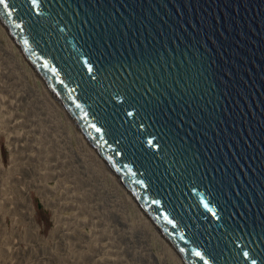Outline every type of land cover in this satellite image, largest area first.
I'll return each mask as SVG.
<instances>
[{
    "label": "water",
    "instance_id": "water-1",
    "mask_svg": "<svg viewBox=\"0 0 264 264\" xmlns=\"http://www.w3.org/2000/svg\"><path fill=\"white\" fill-rule=\"evenodd\" d=\"M0 21L186 264H264V0H5Z\"/></svg>",
    "mask_w": 264,
    "mask_h": 264
},
{
    "label": "rangeland",
    "instance_id": "rangeland-1",
    "mask_svg": "<svg viewBox=\"0 0 264 264\" xmlns=\"http://www.w3.org/2000/svg\"><path fill=\"white\" fill-rule=\"evenodd\" d=\"M63 108L0 21V264H182Z\"/></svg>",
    "mask_w": 264,
    "mask_h": 264
},
{
    "label": "bare ground",
    "instance_id": "bare-ground-1",
    "mask_svg": "<svg viewBox=\"0 0 264 264\" xmlns=\"http://www.w3.org/2000/svg\"><path fill=\"white\" fill-rule=\"evenodd\" d=\"M14 40V39H13ZM17 44V43H16ZM18 45V44H17ZM19 47V46H18ZM20 48V47H19ZM21 50V49H20ZM22 51V50H21ZM23 53V52H22ZM24 55V54H23ZM25 56V55H24ZM26 57V56H25ZM61 104V103H60ZM61 106L62 107H64L62 104H61ZM65 111H66V109L65 108H63ZM67 112V111H66ZM69 114V113H68ZM70 115V114H69ZM72 118V117H71ZM99 155V154H98ZM100 156V155H99ZM107 165V164H106ZM108 166V165H107ZM109 167V166H108ZM116 176V175H115ZM117 177V176H116ZM118 178V177H117ZM119 179V178H118ZM119 181L121 182V180L119 179ZM122 183V182H121ZM122 185H123V183H122ZM124 186V185H123ZM125 187V186H124ZM126 188V187H125ZM127 190V189H126ZM128 191V190H127ZM129 193V192H128ZM130 194V193H129ZM131 195V194H130ZM132 196V195H131ZM132 198H133V200L136 202V200L134 199V197L132 196ZM136 204L140 207V209L143 211V213L145 214V216H147L148 217V219L151 221V223H152V225H154L155 227H156V229H158V227L153 223V221H152V219L144 212V210L141 208V206L136 202ZM146 217V218H147ZM158 231L161 233V231L158 229ZM162 234V233H161ZM163 235V234H162ZM163 237L166 239V237L163 235ZM167 243H168V245L170 246V247H172L173 248V250H174V252L178 255V253L176 252V250H175V248L172 246V244L166 239L165 240ZM179 256V255H178ZM179 258H180V260L182 261V264H186V263H184V261L182 260V258L179 256Z\"/></svg>",
    "mask_w": 264,
    "mask_h": 264
},
{
    "label": "snow or ice",
    "instance_id": "snow-or-ice-1",
    "mask_svg": "<svg viewBox=\"0 0 264 264\" xmlns=\"http://www.w3.org/2000/svg\"><path fill=\"white\" fill-rule=\"evenodd\" d=\"M5 0H0V4H4Z\"/></svg>",
    "mask_w": 264,
    "mask_h": 264
}]
</instances>
